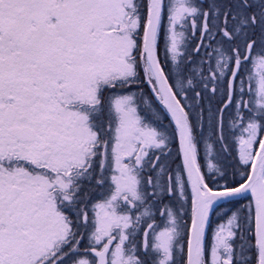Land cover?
I'll return each mask as SVG.
<instances>
[{"label": "snow or ice", "instance_id": "snow-or-ice-1", "mask_svg": "<svg viewBox=\"0 0 264 264\" xmlns=\"http://www.w3.org/2000/svg\"><path fill=\"white\" fill-rule=\"evenodd\" d=\"M0 264H264V0H0Z\"/></svg>", "mask_w": 264, "mask_h": 264}]
</instances>
